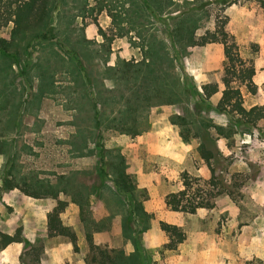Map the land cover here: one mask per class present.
<instances>
[{"label": "rangeland", "instance_id": "rangeland-1", "mask_svg": "<svg viewBox=\"0 0 264 264\" xmlns=\"http://www.w3.org/2000/svg\"><path fill=\"white\" fill-rule=\"evenodd\" d=\"M52 3L43 35L6 53L0 49V139L6 141L0 230L23 233L21 243L0 252V264H86L88 234L98 246L124 251L133 264H264V121L236 126L217 110L220 94L203 99V85L223 88L221 43L177 50L174 59L169 47L178 16L197 22L196 36L226 28L256 70L253 84L241 86L244 105H262L264 31L256 22V0ZM0 39L11 40V26ZM148 47L160 55L153 69ZM127 63L134 71L141 65L139 78L119 79L117 68ZM93 104L104 123L99 132ZM122 117L125 125L113 127L112 119ZM205 124L230 131L220 136L219 148L222 162L231 161L224 174L235 198L222 195L212 210L194 214L173 211L165 196L179 190L184 174L199 180L195 187L212 188L203 185L212 174L199 153ZM133 125L136 133L121 130ZM104 149L124 157L133 194L117 191ZM31 181L62 190L67 205L60 217L79 251L67 237L48 236L47 215L58 201L26 195L22 187Z\"/></svg>", "mask_w": 264, "mask_h": 264}, {"label": "trees", "instance_id": "trees-1", "mask_svg": "<svg viewBox=\"0 0 264 264\" xmlns=\"http://www.w3.org/2000/svg\"><path fill=\"white\" fill-rule=\"evenodd\" d=\"M52 2L53 0H0V31L11 26V40L0 39V49L6 53L9 52L12 46L20 42L25 40L29 42L31 38L43 35V31L47 28L51 16L53 7ZM256 2V22L260 30L264 31V0H256ZM159 12L162 13V10ZM197 28H199L197 22L189 19V16H178L174 19L170 30L172 41L169 43V47L173 53V59L174 56L176 58L177 50L182 52L194 46H205L214 42L221 43L224 47V55L227 61L226 66L218 74L220 84L223 88L220 89L219 84L203 85V99L207 100L215 94H220L216 108L219 112L230 115L236 126H255L257 122L264 121V104L255 105L250 108H246L244 105L241 86L243 84L247 86L253 84V77L256 74V70L253 64L242 58L235 35L226 28L219 27L214 31L206 32L203 36H196L195 32ZM148 48L149 51H151L152 48ZM148 56L150 57L148 63L151 62V67L153 69V65L157 64L158 58L156 57L160 55L154 56L152 49V54L148 53ZM161 56L162 58L159 59L165 57V55ZM147 66H150V64H147ZM138 67L141 68V65L139 64ZM140 68L134 71L130 69L127 63L123 67L117 68L120 71L118 77L124 81H131L135 77L137 79L139 75L136 76V74ZM114 76L116 77V74ZM233 83H237L239 86L234 87L232 86ZM126 105L128 112L131 113L133 107L129 102L126 103ZM93 108L96 112L95 125L99 132L104 123L100 118L97 105L93 104ZM125 119L126 118L123 117L119 120H115V118L112 119L116 121L113 127H123L126 123L124 121ZM129 120H133V118ZM209 127L213 128L219 136L216 137L212 135L209 131ZM136 129L137 127L133 125L130 126V129L121 130H130L132 133H136ZM229 134L230 131L220 125L210 126L205 124L203 126L201 135L199 136V153L201 158L210 166L212 174L209 180L203 182V185L212 188L205 191L204 189H200L199 186L195 187V181L199 184V180H195L187 173L184 174L179 190L165 196V203L171 210L194 214L202 209L212 210L216 206V198L222 195L235 198V191L231 189L233 187L232 183L228 181L224 174L225 172H229L228 166L231 164V161H228V164L222 162L221 150L219 148L220 136L229 137ZM184 138L186 140L188 139L187 137ZM5 147L6 141L0 139V154H5ZM101 157L102 159L109 157L111 160L112 171L115 175V185L118 189L117 191L121 189L133 194L136 187L133 183L130 184L129 182V174L124 157L120 153L113 154L111 150L106 149L103 150ZM10 181L11 180H6V183H10ZM26 186L27 188L22 187V190L30 197H53L58 201V204L47 215L48 236L67 237L71 240L74 250L76 252L79 251L75 233L63 223L60 217V214L67 205V202L61 200L59 197L60 191L62 190H51V186L45 184L43 181L26 182ZM30 186H32V188H29ZM64 190L66 192V189ZM75 200L81 204L83 203L80 199L75 198ZM88 221H90V219L86 220V223H88ZM165 227L172 233L181 236L176 227L168 225H165ZM22 241V228L17 229L14 233L0 230V252L4 251L10 245L21 243ZM87 242L91 253L86 257V264H133L132 257L126 255L124 251L96 245L93 241L92 234H88Z\"/></svg>", "mask_w": 264, "mask_h": 264}, {"label": "crops", "instance_id": "crops-1", "mask_svg": "<svg viewBox=\"0 0 264 264\" xmlns=\"http://www.w3.org/2000/svg\"><path fill=\"white\" fill-rule=\"evenodd\" d=\"M261 104H263L264 102H260ZM258 104H259V102H258ZM254 105H257V103H255ZM264 251H263V253H262V259L264 260Z\"/></svg>", "mask_w": 264, "mask_h": 264}]
</instances>
